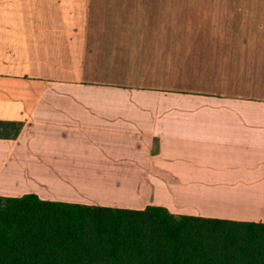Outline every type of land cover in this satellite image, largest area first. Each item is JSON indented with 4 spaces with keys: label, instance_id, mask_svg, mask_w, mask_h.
<instances>
[{
    "label": "crops",
    "instance_id": "0c3cea01",
    "mask_svg": "<svg viewBox=\"0 0 264 264\" xmlns=\"http://www.w3.org/2000/svg\"><path fill=\"white\" fill-rule=\"evenodd\" d=\"M0 122V196L264 222V0H0Z\"/></svg>",
    "mask_w": 264,
    "mask_h": 264
},
{
    "label": "trees",
    "instance_id": "16d2710c",
    "mask_svg": "<svg viewBox=\"0 0 264 264\" xmlns=\"http://www.w3.org/2000/svg\"><path fill=\"white\" fill-rule=\"evenodd\" d=\"M0 264H264V222L0 196Z\"/></svg>",
    "mask_w": 264,
    "mask_h": 264
},
{
    "label": "bare ground",
    "instance_id": "6f19581e",
    "mask_svg": "<svg viewBox=\"0 0 264 264\" xmlns=\"http://www.w3.org/2000/svg\"><path fill=\"white\" fill-rule=\"evenodd\" d=\"M12 177H14V176H12ZM4 178H6V177H4ZM16 179V178H15ZM1 185H3V184H5V181H3L2 183H0ZM5 186V185H4ZM111 199V198H110ZM177 206V205H176Z\"/></svg>",
    "mask_w": 264,
    "mask_h": 264
}]
</instances>
